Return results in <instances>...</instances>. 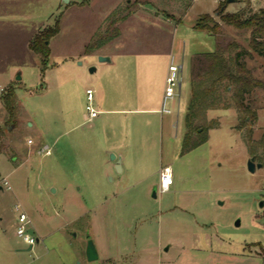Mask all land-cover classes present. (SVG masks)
<instances>
[{
    "label": "rangeland",
    "instance_id": "1",
    "mask_svg": "<svg viewBox=\"0 0 264 264\" xmlns=\"http://www.w3.org/2000/svg\"><path fill=\"white\" fill-rule=\"evenodd\" d=\"M223 1H227L226 13L242 12L244 18L264 9V0H0V87L6 90L0 96V120L6 129L0 145V175L6 176L12 186L11 191L0 193V216L4 219L0 243L7 252L1 264H104L102 257L88 260L87 237L98 245L100 238L106 242L107 226H113V220L126 222L133 233L138 227L153 226V241L159 236L160 226L171 222L185 231H195V241L202 249L198 254L210 249L226 259L221 264H264V167L255 172L248 168L251 155L246 131L237 128L240 112L233 107L207 111L197 125L215 122L214 126L206 132L200 129L191 137L192 142L204 137L207 141L184 150L194 58L217 47L210 31L196 28L200 17L213 16L223 24L226 36L251 50L248 32L220 20L216 12ZM58 18L61 32L52 38L51 55L44 59L30 49V42L40 31L53 27ZM135 19L144 20L141 26L129 28L140 42L125 44L127 51L159 47L183 65L181 89L177 88L178 95L168 102L172 110L168 118L175 126L170 127L169 135L164 134L163 153L164 163L171 165L175 185L185 194L198 197L190 208L194 217L178 214L171 220L161 219L156 203L143 197L147 191L141 184L125 192L124 207H113L114 199L105 202L104 197L122 189L128 176L120 175L113 162L107 165L112 155H98L90 164L85 154L76 155L73 141L71 148L66 142L62 150L65 56L73 53L67 61H72L74 68L86 66L90 52L102 45L104 38L120 34L123 24ZM251 52L245 57L247 65L255 77L264 81V56ZM18 75L21 80H17ZM9 89L14 90L16 102L13 118L4 103ZM46 89L49 90L43 93ZM248 102L257 110L253 139L258 141L264 134V90L256 89ZM42 132L50 146L59 135L57 145L51 146L52 156L31 151L28 157V145L30 149L37 148ZM15 152L19 156L16 163L12 159ZM255 161L260 163L257 158ZM89 165L92 171L87 170ZM106 166H110L109 173ZM121 176L125 177L124 183L117 184ZM152 180L155 186L151 197L160 176ZM157 192L160 199L162 193ZM143 199L147 207L136 209L137 201ZM16 204L28 214L29 232L39 239L32 250L16 235L15 222L20 212ZM146 216L149 223L145 222ZM237 220L240 225H236ZM200 232L205 240L198 235Z\"/></svg>",
    "mask_w": 264,
    "mask_h": 264
},
{
    "label": "crops",
    "instance_id": "2",
    "mask_svg": "<svg viewBox=\"0 0 264 264\" xmlns=\"http://www.w3.org/2000/svg\"><path fill=\"white\" fill-rule=\"evenodd\" d=\"M143 22L141 19L127 20L120 34L104 38L102 45L90 52V61L82 68H74L73 62L67 61L73 58V53L65 56L66 62L62 65V150L67 143L71 148L73 141L76 155L85 154L87 163L93 164L95 159L92 158L98 155H112L111 160L106 162L107 165L113 162L114 168L117 167L116 161L120 160L118 172L120 175L126 173L128 181L122 189L110 191L105 195V202L114 199L113 207L118 204L124 207L125 192L141 184L144 186V192L147 191V195L143 193V197H148L156 203V213L161 219L171 220L173 216H179L178 214H191L194 217L190 208L198 197L185 194V191L175 185V178L170 190L162 193L160 199L150 195L151 188L155 186L153 177L160 176L162 167L171 166L164 163L163 139L164 134L169 135L170 127L175 124L168 118L172 112L165 113L161 109L165 79L171 56L174 55L159 47L152 51H127L125 44L140 42L138 36L131 35L134 30L129 28L141 26ZM87 40L88 38L84 41ZM101 56L110 60L100 62L98 58ZM120 61L122 65H119ZM91 67L96 70L90 72ZM88 89L94 91L91 101L87 97ZM88 105L98 112L96 117L90 116ZM7 131H10V127ZM41 134L43 137L37 148L30 149L31 145H28V157L31 151L52 156L51 146L57 145L59 135L52 139L50 146L46 134ZM28 143L32 142L29 140ZM15 155L11 157L16 163L19 156L16 152ZM109 169L110 166L105 167L106 171ZM87 170L92 171L90 165ZM124 180L125 177H119L117 184L124 183ZM145 199L143 202L137 201L136 209L147 207ZM121 205L119 208L122 211ZM148 216L145 222L149 223ZM202 218L206 216L202 215ZM3 221L0 216V226ZM194 222L198 224L196 220ZM112 225L107 226L109 229L106 230V242L100 238L98 245L93 240L98 259L102 257L104 264H221V261H226L217 257L215 251L210 249H203V253L198 254L202 249L199 248L200 242L195 241V231H185L171 222L160 226L156 241L152 239L156 232L153 226L138 227L133 233L127 229L128 224L124 221L115 223L113 220ZM96 231L100 234L98 226ZM198 235L203 239L206 237L202 232ZM5 250L0 243V264L7 253Z\"/></svg>",
    "mask_w": 264,
    "mask_h": 264
},
{
    "label": "trees",
    "instance_id": "3",
    "mask_svg": "<svg viewBox=\"0 0 264 264\" xmlns=\"http://www.w3.org/2000/svg\"><path fill=\"white\" fill-rule=\"evenodd\" d=\"M227 1L221 2L217 9L220 20L238 31L249 33V47L246 49L237 40L226 36L223 24L213 16L202 15L196 28L205 29L214 35L217 43L213 52L202 53L194 58L191 80V102L186 116L188 133L184 142V150L200 146L207 141L202 138L191 140L195 132H206L210 126L197 125L207 111L212 109L236 108L241 114L237 126L246 131V142L251 157L259 159L264 167V134L260 140L253 139V126L258 118L257 110L248 102V96L256 89L264 90V81L254 76L248 67L246 56L252 52L264 56V9L244 18L242 12L226 13ZM60 32V18L55 25L40 31L30 42V49L36 54L48 59L51 55L50 41ZM4 103L11 117L15 115L16 102L14 90L9 89L4 97ZM212 121H210L211 124ZM261 152V154H260Z\"/></svg>",
    "mask_w": 264,
    "mask_h": 264
},
{
    "label": "built area",
    "instance_id": "4",
    "mask_svg": "<svg viewBox=\"0 0 264 264\" xmlns=\"http://www.w3.org/2000/svg\"><path fill=\"white\" fill-rule=\"evenodd\" d=\"M181 73H182V65L177 64L175 57L171 56L170 64L168 67V72L165 79V91L162 100V112L171 113L172 110L168 107V102L173 100L177 95V88L181 89ZM5 88L0 87V96L5 93ZM94 96L93 89L87 90L88 100L91 101ZM87 110L90 113V116L96 117L98 112L91 106H87ZM5 129L4 122L0 120V145L2 142V132ZM30 142H32L30 140ZM174 182L173 171L170 166L162 167L160 171V183L158 187V191L161 193L167 192L170 190L171 186ZM12 190V186L10 181L6 176L0 175V193L9 192ZM15 208L20 210L19 215L17 217V222L15 224V232L16 235L21 238L29 247L33 248L35 244L39 241L38 238L33 236L29 232V226L31 224V219L25 211L21 210V205L16 204Z\"/></svg>",
    "mask_w": 264,
    "mask_h": 264
},
{
    "label": "water",
    "instance_id": "5",
    "mask_svg": "<svg viewBox=\"0 0 264 264\" xmlns=\"http://www.w3.org/2000/svg\"><path fill=\"white\" fill-rule=\"evenodd\" d=\"M228 1L232 2V1H235V0H228ZM99 60H100V62H106V61H109L110 58L105 57V56H101V57H99ZM95 70H96L95 67H91L89 71L90 72H94ZM17 80H21V76L20 75H18ZM116 163H117V169L120 170V160L118 159L116 161ZM261 167H263L262 163H256L254 157L250 158V160L248 162V168H249V170L251 172H255L256 168H261ZM157 189H158V187L155 188V190L153 192V197L157 196V194H156L157 193ZM263 205H264V202L261 203V206H263ZM236 225H240V220H237ZM87 238H88V244H87V249H86V255H87L88 260L90 262H93V261H96L98 259V252H97V249H96V246H95L93 240L90 238L89 235H88Z\"/></svg>",
    "mask_w": 264,
    "mask_h": 264
}]
</instances>
